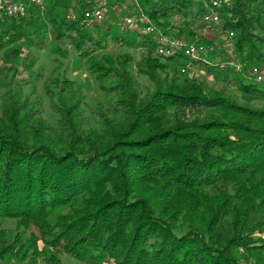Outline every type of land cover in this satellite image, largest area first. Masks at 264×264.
I'll list each match as a JSON object with an SVG mask.
<instances>
[{
  "label": "trees",
  "instance_id": "trees-1",
  "mask_svg": "<svg viewBox=\"0 0 264 264\" xmlns=\"http://www.w3.org/2000/svg\"><path fill=\"white\" fill-rule=\"evenodd\" d=\"M45 1L43 9L26 4L25 16H0V219L15 223L12 238L0 228V264L40 257L63 264L61 255L83 264H264V81L252 74L264 67V0H229L218 9L213 34L233 33L236 56L205 68L204 59L179 51L158 56L156 37L125 21L88 26L93 0ZM140 6L173 35V13L194 35L213 10L210 0ZM42 15L51 41L70 40L107 97L88 112L58 65L43 84L56 124L32 91L12 88L21 67L32 78L27 85L39 80L32 49L47 50L51 38ZM213 39L194 44L214 51ZM112 47L141 52L144 93L132 55L114 59L120 51ZM193 66L215 85L208 88Z\"/></svg>",
  "mask_w": 264,
  "mask_h": 264
},
{
  "label": "rangeland",
  "instance_id": "rangeland-1",
  "mask_svg": "<svg viewBox=\"0 0 264 264\" xmlns=\"http://www.w3.org/2000/svg\"><path fill=\"white\" fill-rule=\"evenodd\" d=\"M18 2H23L26 4H36L32 0H13ZM108 3V13L105 17V19L99 23V27L102 29H105L108 24L113 25L115 27L123 28L128 26L129 28H137L139 31H145L146 27L143 26V23H148L149 26L154 27V23H152L151 19L148 18L147 12L145 11L144 7L140 6V0H126L125 4L121 5H115L110 6V0H105ZM194 1H203V0H194ZM211 4L213 0H210ZM44 3L46 1L44 0ZM209 5V4H208ZM207 5V6H208ZM27 6V5H26ZM146 8V7H145ZM151 9V6H148L146 10ZM219 9V8H218ZM218 9H215L214 11L218 12ZM211 12V11H210ZM45 15H42V21L44 22L43 27L44 31H47L50 35V43L47 47V50L45 51H38L35 48L32 49L34 52L35 57L37 58L36 65L34 66V71L39 76V80L33 85L28 84L26 81L32 80V78H29V73L26 72L22 67L19 69V72L16 74L12 88L18 95H25L26 92H31L32 94V100H37L38 102V108L41 110L43 117L51 122L52 124H56L57 122V115L52 110V106L50 104V100L47 97V95L44 92L43 84L45 80H47L49 77L52 76V72L54 69L58 67V65L61 66L60 73L67 77L68 79L73 80L74 89H81L82 94L84 95V106L88 104L89 111L96 110V104L97 102L101 101L102 103L106 102L107 97L103 93V91H100L97 88V85L95 84L92 75L90 74L89 70L87 69L85 62L82 61L78 57V53L73 49L72 44L70 40H66L64 43L61 44H55L51 41L53 35L51 34L52 27L48 24L47 19L45 18ZM126 18H133L134 24L133 26H129V24L126 22ZM125 21L126 26L124 24H121L119 22ZM171 27H173L174 30H176L175 34H168L164 33L163 31L158 30L155 28L154 32H147V34H152L156 37L157 44H158V56H164L159 53V48L163 45V42L161 41L162 37L163 41L165 42V46L168 48H171L173 50V56L178 50L176 48H173V44L177 45V41L184 40L188 44L193 43L194 39H198V37H214L213 46L214 51L213 53H209L208 51L205 52V55L202 56L204 59L205 67L210 64H215L217 61L225 62L226 58L230 55L236 56L235 47H234V41L230 39L229 37L225 36L224 34H213V31L215 28H213L214 25H206L202 23V19L199 20L198 24L194 25V35L189 34L187 31V28H185V25L182 23L183 18L180 16L175 15L174 13L171 15L169 19ZM199 25H204L199 26ZM148 26V27H149ZM119 30L118 28L116 31ZM196 42V41H195ZM62 49V50H61ZM31 50V51H32ZM111 52L116 54H110L111 56L116 58L118 54L123 53H129L132 55L134 61H133V73L136 77V83L137 87L140 93H144L146 90V86L148 85L147 77L138 71V67L136 66V62H138L141 52L140 51H134L129 48H114L112 47ZM215 52V54H214ZM179 53H183L179 51ZM217 53V54H216ZM97 54H95L96 56ZM119 56V55H118ZM170 56H164V57H171ZM162 57V58H164ZM2 58V52H0V60ZM57 59H60L58 61ZM165 59V58H164ZM1 63V62H0ZM208 64V65H207ZM202 66V65H198ZM194 71H196L198 76H196L199 80H207L208 82V88L215 85L214 79L209 78L208 72L204 70L200 71L196 66L192 67ZM183 72V71H182ZM190 70L186 71V73L183 72V74H188ZM11 77V76H10ZM34 86V87H33ZM2 95V91L0 90V96ZM0 104H1V97H0ZM201 220V219H199ZM205 220L197 221L196 225H204ZM197 227V226H195ZM0 228L7 229L8 236H11V238L14 235V228L15 223L11 221H6L3 219H0ZM198 228V227H197ZM40 247L42 248V244H40ZM61 259L63 264H83L78 261H76L74 258L69 257L68 255H61ZM11 264H28L26 261L20 260V258H14L11 260ZM38 264H56L54 260H51L49 257L46 259L40 257L38 258Z\"/></svg>",
  "mask_w": 264,
  "mask_h": 264
},
{
  "label": "built area",
  "instance_id": "built-area-1",
  "mask_svg": "<svg viewBox=\"0 0 264 264\" xmlns=\"http://www.w3.org/2000/svg\"><path fill=\"white\" fill-rule=\"evenodd\" d=\"M35 2L41 9L44 8V0H32ZM94 5L91 10L85 11L84 13V21L88 26L98 24L102 22L107 13H108V3L105 0H93ZM230 5L229 0H213L212 1V8L213 10L209 13H206L202 18V23L206 25H212V24H218L220 22V14L215 12V9L221 8L222 5ZM27 13V6L23 2L13 1V0H0V16H7V17H19V16H25ZM76 14H72L70 17L75 19ZM126 22L129 24V26H133L134 21L133 18H126ZM147 32H154V27H147ZM234 36L233 33H230V38ZM165 39L162 37L161 41L163 42V45L159 48V53L164 56H170L173 54V50L171 48H168L165 46V42L163 41ZM177 45L173 44V48H176L178 51L183 52V54L187 57L194 58V59H200L203 60L202 56L205 55V52L208 51L209 53L213 51V48H209L206 46H200L196 43L188 44L184 40L177 41ZM231 67H237L238 69H241L243 65L241 64H235L231 63ZM184 73L187 71L185 69L182 70ZM252 74L257 78L258 81H264V67H254L252 69Z\"/></svg>",
  "mask_w": 264,
  "mask_h": 264
}]
</instances>
